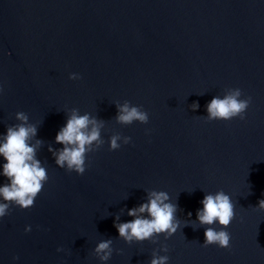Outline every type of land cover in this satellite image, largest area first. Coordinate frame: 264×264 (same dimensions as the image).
<instances>
[{"label":"water","instance_id":"water-1","mask_svg":"<svg viewBox=\"0 0 264 264\" xmlns=\"http://www.w3.org/2000/svg\"><path fill=\"white\" fill-rule=\"evenodd\" d=\"M0 88V135L26 113L48 175L31 209L0 218V264H101L93 252L105 239L106 264H150L161 244L168 264H264V212L254 210L264 199V0H0ZM229 88L251 97L245 119L205 122ZM125 101L149 123L117 124ZM73 108L105 122L82 176L49 151L62 148L55 138ZM114 133L131 143L109 151ZM220 190L235 205L230 248H204L196 213ZM149 191L178 205L181 229L129 245L115 218L129 222Z\"/></svg>","mask_w":264,"mask_h":264},{"label":"clouds","instance_id":"clouds-1","mask_svg":"<svg viewBox=\"0 0 264 264\" xmlns=\"http://www.w3.org/2000/svg\"><path fill=\"white\" fill-rule=\"evenodd\" d=\"M69 79L79 80L81 77L73 73L69 75ZM2 91L3 89L0 88V92ZM242 96L243 93L239 88H229L226 89L223 98L214 97L206 106L207 115L203 116L205 122H228L234 118L244 120L245 113L251 104V97L241 98ZM116 107L115 121L121 126H130L134 122L141 125L149 123V114L140 106H133L125 101L123 104L117 102ZM198 108V103L194 102L191 105L193 111ZM15 119L19 123L8 126L6 134L0 135V157L6 161L0 166L2 167L0 176L8 181L0 186V218L10 213L11 206L20 210L31 209L48 181L46 168L42 166L36 155L43 141L37 139L35 144L31 143L37 135V127L29 123V117L24 112L16 113ZM104 128L105 122L91 114L81 115L75 108L69 110L66 125L58 131L55 138V143L62 145V148L53 150L49 147L56 166L82 176L86 171L87 163H90L89 154L98 152L105 144L101 135ZM146 134H148L147 131ZM130 143L131 137L114 133L109 139L108 150L117 151L122 144ZM200 203L202 208L197 210L196 220L200 227L205 228L204 243L201 246L207 248L215 245L220 249H229L231 235L226 229L235 218V205L231 197L220 190L215 194H206ZM254 210L264 212V199L258 201ZM177 211L178 205L170 202L166 192L149 191L146 203L128 210L127 215L132 219L121 223L117 215L114 227L119 233V239L129 245L144 241L157 244L161 235L167 241L181 229V223L176 218ZM191 215L192 213L189 212V220L184 222V226L193 223ZM216 226L222 230L218 231ZM30 231V226L25 228L26 233ZM112 243V239H105L95 247L93 255L100 260L101 264H106L112 257ZM62 251V248H57V252ZM168 251L166 244H161L158 249H154L150 264H168L169 257L159 255L160 252ZM13 259H19V257Z\"/></svg>","mask_w":264,"mask_h":264}]
</instances>
